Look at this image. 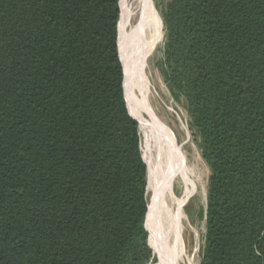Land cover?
I'll return each instance as SVG.
<instances>
[{
    "label": "trees",
    "instance_id": "obj_1",
    "mask_svg": "<svg viewBox=\"0 0 264 264\" xmlns=\"http://www.w3.org/2000/svg\"><path fill=\"white\" fill-rule=\"evenodd\" d=\"M120 7L0 0V264L164 254ZM161 18L159 69L209 168L199 264H264V0H169Z\"/></svg>",
    "mask_w": 264,
    "mask_h": 264
},
{
    "label": "rangeland",
    "instance_id": "obj_2",
    "mask_svg": "<svg viewBox=\"0 0 264 264\" xmlns=\"http://www.w3.org/2000/svg\"><path fill=\"white\" fill-rule=\"evenodd\" d=\"M125 1L128 2L130 0ZM168 1L169 0H150L153 8L151 33L147 43L138 44L136 46L132 41L134 49L133 57L135 66L139 72H141L140 74H142V62L144 61V72L151 89L149 96L150 104L156 112V115L171 129V141L169 145L170 154L171 156H174L175 154L178 156L181 167L189 182V192L185 204V212L190 224L196 228L198 237L197 245H195L194 236H190L188 250L193 256V264H199L204 245L205 208L209 168L201 155L198 146V136L195 130L191 127L190 116L186 108L185 99L182 96H180L179 99H175L171 95L159 69V63L162 59L163 52V23L161 11L165 8ZM132 22L133 21H131L130 24H132ZM157 25L159 28V34H157ZM129 29L130 26L127 27V31ZM135 80L136 84L139 83L137 76L135 77ZM135 91L138 92L136 89ZM133 98L135 99L134 94ZM138 113L141 123V149L148 165V160L151 159V161H155L156 157V150L153 142L154 137L152 135V132L155 130V123L153 122V118H150L149 120L147 117L141 115L139 111ZM149 148L151 149L149 150ZM170 173L171 176L175 178L174 180L176 182L174 185V192L179 195L183 192L182 187L184 178L173 169H170ZM149 182L150 175L147 169V184ZM156 196L157 190L154 187L147 190L148 209L155 203V212L158 210L160 211L162 205L161 197L158 195L157 198ZM151 220L152 224H154V220Z\"/></svg>",
    "mask_w": 264,
    "mask_h": 264
},
{
    "label": "bare ground",
    "instance_id": "obj_3",
    "mask_svg": "<svg viewBox=\"0 0 264 264\" xmlns=\"http://www.w3.org/2000/svg\"><path fill=\"white\" fill-rule=\"evenodd\" d=\"M120 13L119 31L129 92L132 97L134 94L135 99L133 98V100L140 114L149 120L153 118L155 123V130L152 135L156 157L155 161L148 160L150 182L147 184V190L154 187L157 190L156 197L158 198V195L161 197L162 205L161 210L155 212L154 203L149 208V213L151 219L154 220V229L166 244L162 258L155 264H193V256L188 250V241L193 235L195 245H197L198 232L188 221L185 212L189 182L178 156L176 154L171 156L170 154L171 129L156 115L150 104L151 89L144 72V61L142 62V74H140L141 72L135 66L133 57L132 41L136 46L148 41L152 29L153 8L150 0H130L128 2L122 0ZM131 21H133L132 24H130ZM128 26L130 29L127 31ZM136 76L139 79L137 84L135 83ZM170 169L184 178L183 192L179 195L174 192L176 182L175 178L171 176Z\"/></svg>",
    "mask_w": 264,
    "mask_h": 264
}]
</instances>
